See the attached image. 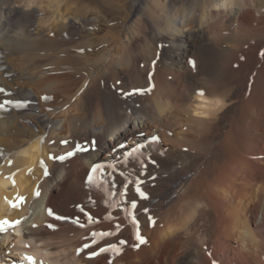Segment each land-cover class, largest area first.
Listing matches in <instances>:
<instances>
[{"label": "bare ground", "instance_id": "1", "mask_svg": "<svg viewBox=\"0 0 264 264\" xmlns=\"http://www.w3.org/2000/svg\"><path fill=\"white\" fill-rule=\"evenodd\" d=\"M113 1L49 0L45 27L29 35L37 8L0 0V52L14 54L0 61V103L29 102L0 109V219L22 220L0 233V264H29L25 255L37 264H264V0H131L119 31ZM136 88L151 91L128 94ZM137 144L145 147L119 169L132 181L143 244L123 211L124 178L88 182L95 163L122 161ZM18 196L25 201L13 208ZM49 208L97 223L80 228ZM117 224L100 246L126 240L120 254L77 255L84 237Z\"/></svg>", "mask_w": 264, "mask_h": 264}, {"label": "snow or ice", "instance_id": "2", "mask_svg": "<svg viewBox=\"0 0 264 264\" xmlns=\"http://www.w3.org/2000/svg\"><path fill=\"white\" fill-rule=\"evenodd\" d=\"M227 4H221L220 7H226ZM264 55V53H262ZM193 67H195V62H192ZM154 87V85H153ZM5 90L3 88H0V92H4ZM151 88H136L133 89L131 93H128L130 95L134 94H145L146 92H150ZM9 95H11L9 93ZM197 95L199 97H204L205 93L203 90L198 91ZM44 100H49L51 97H42ZM29 102L26 101H12V100H5L3 103H0V109L5 108V105L7 104H14L16 107H27ZM205 104L207 103H212L216 107H219L222 104V101L220 100H215V101H205ZM51 111V109H49ZM196 115H201L200 112H197ZM160 140V137L157 135H154L151 137L152 142H158ZM43 142V140H41ZM62 144L67 145L69 142L67 140L61 141ZM95 142H91L90 145H84V144H76L73 147L72 151H68L63 155L55 156V155H50L49 159L52 160H58V161H64L70 157L75 156L78 152H86L89 151L91 148H94ZM120 147L124 148L125 145H121ZM145 147L144 144H137L131 149L126 150L122 155H123V160L121 161L120 157L114 156L111 161L104 162V163H95L91 170H90V175L88 176V182L89 184H92L95 182L96 179V174L101 173V175H107L109 179L111 180L113 187L116 185V177L115 173H119V176L124 178L126 182L122 183V191L119 193L121 196L122 200L128 205L127 207L123 208L124 213L126 214V218L129 219L132 223V225L135 227V239L139 241L140 244L146 243V239L140 234V220L138 219L137 216V211H138V200L135 197H129L128 196V184L132 183V181L128 178L127 174L124 171H120L119 165L122 163L124 165H127L129 163V158L136 156V154L141 153L142 149ZM3 153L0 152V156H2ZM9 164H11V161H8ZM152 163H155V161H152ZM41 165L44 168V175L47 176L48 169L47 165L44 164L43 161H41ZM106 169H110V171H106ZM13 176L7 177V179H11L13 184H15V179ZM142 181L137 178L135 181V192L138 194L140 200H146L148 199L147 194L142 190L141 188ZM40 192L37 190L35 192V196L39 197ZM116 195L115 192H109V196H114ZM25 201V197L23 196H18L15 201H9V203L12 205L13 208H19ZM117 204L120 202L117 201ZM81 212H84V208H80ZM143 213L147 214L149 213V209L147 207L142 209ZM48 215L54 217L56 220H70L72 224L79 226L80 228H86L89 225L97 223V220L91 215V214H86L87 215V220L86 222H81V220L77 218H71V217H64L57 215L51 208L47 210ZM108 219H113L111 215L107 217ZM147 220L150 222L151 226L156 225V220L152 215H147ZM22 222L21 219H16V220H8V219H0V233H7L10 229L15 230L18 225H20ZM33 227H38L37 225H33ZM47 227L52 230L56 231L57 226L54 224H47ZM116 231H93L90 233V236H86L83 239L86 241L83 243L79 248H77L76 252L77 255L80 253L84 252L87 249L94 248L95 250L91 251L88 253V257L95 258L97 256H100L103 253H114V254H120L122 252L121 245L127 244L126 240H119L117 243H108L104 246H100L101 241L105 240L108 237L114 236L117 234V232L121 229L122 225L117 224L116 226ZM31 245H26V247H30ZM133 247H139V244L133 245ZM24 260L28 261L29 264H37V261L35 257L31 255H25L23 257ZM40 264H43V261H40ZM111 264V262H110ZM212 264H217L215 260H213Z\"/></svg>", "mask_w": 264, "mask_h": 264}, {"label": "rangeland", "instance_id": "3", "mask_svg": "<svg viewBox=\"0 0 264 264\" xmlns=\"http://www.w3.org/2000/svg\"><path fill=\"white\" fill-rule=\"evenodd\" d=\"M11 1H13V0H11ZM14 1H15L14 6H16L19 9L26 10L27 12H30V10H32L34 8H37V12L38 13L36 15H38V16H36V18L38 20H36L35 23H33L34 25L32 24L31 26H29V28H27V32H26L27 34L31 35L33 33H36V30L41 29L40 27H42V28L45 27L46 24H45L44 17H46L45 14L47 13V11L45 12L44 8L46 6L45 4H47V2L49 0H34V3L38 2V5H34V6L33 5L28 6L26 1H24L23 3H20L21 2L20 0H14ZM184 3L185 2H182L181 5H183ZM109 9H110V11H109ZM118 9H119V12H117L118 13L117 14L116 11H118ZM131 9H132L131 0H114L113 4L111 6H109L108 11L111 14L116 15L117 18H118V20L115 22L118 25L117 26L118 27L117 31L122 29L123 28L122 26H128L130 24V22L129 23H127V22H128L129 16H130V11H132ZM16 18L20 22H25V23H29L30 22L29 19H27L25 16H22V15L21 16H16ZM28 20H29V22H28ZM40 20H42V21L44 20V22H41ZM120 21H121V23H119ZM109 27L111 28V26H109ZM109 27L106 30L110 31ZM111 29L113 30V29H116V28H111ZM125 31L129 33L130 29L126 28ZM11 52L12 51L0 52V59H1L0 61H2L3 59H9V57L11 58V56L13 57L14 54L11 53ZM1 71H6V70H5V68H3V69H1ZM0 88H1V86H0Z\"/></svg>", "mask_w": 264, "mask_h": 264}]
</instances>
